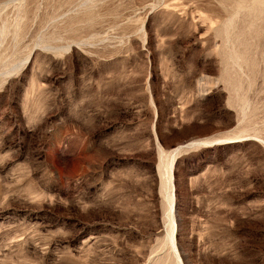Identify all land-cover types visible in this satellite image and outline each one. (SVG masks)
<instances>
[{"label":"rangeland","instance_id":"obj_1","mask_svg":"<svg viewBox=\"0 0 264 264\" xmlns=\"http://www.w3.org/2000/svg\"><path fill=\"white\" fill-rule=\"evenodd\" d=\"M0 264H264V0H0Z\"/></svg>","mask_w":264,"mask_h":264},{"label":"bare ground","instance_id":"obj_2","mask_svg":"<svg viewBox=\"0 0 264 264\" xmlns=\"http://www.w3.org/2000/svg\"><path fill=\"white\" fill-rule=\"evenodd\" d=\"M257 1H259V0H257ZM173 155H174V154H173ZM172 158H173V157H172ZM172 160H173V162H174V159H172ZM170 164H171V163H170ZM171 165H172V164H171ZM172 166H173V165H172ZM172 166H171V168H173ZM170 172H171V171H170ZM170 177H171V176H170ZM171 181H172V180H171ZM171 181H170V182H171ZM171 193H172V192H171ZM172 194H173V193H172ZM173 199H174V197L172 198V200H173ZM173 201H174V200H173ZM171 204H172V203H171ZM172 207H173V206H172ZM172 207H171V208H172ZM172 219H173V218H172ZM171 221H172V220H171ZM173 222H174V221H173ZM174 225H175V224H174ZM172 227H173V226H172ZM172 227H171V230L173 231ZM174 227H175V226H174ZM174 230H175V228H174ZM173 233H174V232H173ZM171 235L174 236V234H172V232H171ZM172 236H171V237H172ZM171 239H173V238H171ZM174 239H175V238H174ZM172 242H173V241H172ZM173 243H174V242H173ZM172 245H174V244H172ZM174 247H175V246H174ZM176 249H177V248H176Z\"/></svg>","mask_w":264,"mask_h":264}]
</instances>
